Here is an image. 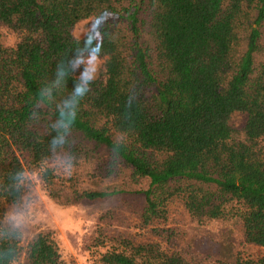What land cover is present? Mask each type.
Here are the masks:
<instances>
[{"label":"trees","instance_id":"trees-1","mask_svg":"<svg viewBox=\"0 0 264 264\" xmlns=\"http://www.w3.org/2000/svg\"><path fill=\"white\" fill-rule=\"evenodd\" d=\"M1 26L17 40H0V264L23 252L3 219L22 200L25 159L59 203L115 201L131 215L100 213L92 264H264V0H0ZM86 37L102 59L79 98L73 59L87 56ZM66 104L75 118L64 130ZM60 155L89 161L98 179L126 171L125 187L57 190L47 163ZM174 200L193 222L240 226L261 254H234L228 235L184 246L179 230L157 227ZM132 221L142 239L124 228ZM23 264L67 263L54 233L39 231Z\"/></svg>","mask_w":264,"mask_h":264},{"label":"rangeland","instance_id":"rangeland-1","mask_svg":"<svg viewBox=\"0 0 264 264\" xmlns=\"http://www.w3.org/2000/svg\"><path fill=\"white\" fill-rule=\"evenodd\" d=\"M88 25L90 24L87 20L79 22L73 28V33L76 36H83L89 29ZM143 38L148 39L145 34H143ZM0 40L3 45L11 46L16 42L17 36L10 29L1 26ZM243 124V115L239 114L233 118V125L239 131L238 136L242 135ZM22 163L24 167L21 180L22 200L17 206L8 207L3 219L5 225L15 227L21 232L23 252L18 263L23 264L26 245L37 232L52 231L59 245L61 258L67 264H92L97 257L92 247V237L100 213L112 209L125 216L127 221L131 215L126 214V210L115 201L61 204L49 196L40 169L28 165L26 159L22 160ZM47 167L52 169L55 175L53 187L60 191H66V188L71 186L91 190L113 186L125 187L126 183V171L108 179H98L88 175L91 171L89 161L75 167L69 164L64 155L49 161ZM127 223H129L128 226L124 228L137 239H142L143 237L138 236L140 231L137 228V222ZM157 227L179 230L183 234L182 244L184 246L191 244L193 250H198L195 246L197 244L202 245L201 248L205 245L209 248L222 236L228 235L234 254L240 257L256 258L262 252L259 247L244 240L241 228L236 224L219 222L199 224L191 221L179 200H174L169 205L167 222L157 223Z\"/></svg>","mask_w":264,"mask_h":264},{"label":"clouds","instance_id":"clouds-1","mask_svg":"<svg viewBox=\"0 0 264 264\" xmlns=\"http://www.w3.org/2000/svg\"><path fill=\"white\" fill-rule=\"evenodd\" d=\"M93 37H86L84 39L85 50L87 56L83 55V50L78 52L73 59L74 66L83 65V70L80 76V82L74 89L76 97L83 98L89 91V85L96 79L100 61L102 59V43H94ZM63 124L62 129L67 130L71 127L74 121L75 114L72 111L71 104H66V110L62 113ZM55 144L64 143V133L61 132L53 141Z\"/></svg>","mask_w":264,"mask_h":264}]
</instances>
